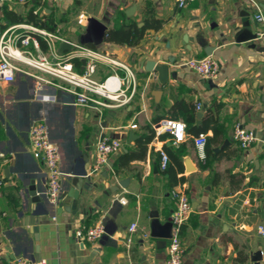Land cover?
Instances as JSON below:
<instances>
[{
	"label": "crops",
	"instance_id": "obj_1",
	"mask_svg": "<svg viewBox=\"0 0 264 264\" xmlns=\"http://www.w3.org/2000/svg\"><path fill=\"white\" fill-rule=\"evenodd\" d=\"M192 2L180 7L179 0H7L0 6V35L11 25L32 23L27 20L33 10L39 14L38 22L51 16L53 31L77 43L86 27L78 24L82 12L105 23L108 31L134 23L143 26L149 17L147 7L162 21L137 45L110 41L108 31L100 46L87 44L134 70L138 94L124 107L65 104L60 89L51 91L57 99L43 100L37 97L35 79L23 73L12 83L0 81V176L6 181L0 187V264H15L17 256L45 259L47 264H166L171 237L152 235L151 211L156 208L164 225L176 209L174 188H183L192 206L181 230L182 264H257L252 256L264 251V232L258 229H264V52L251 45L253 40L237 37L249 21L252 31L263 37L256 42L258 47L264 46V24L256 20L258 13L264 14V0H199L198 7ZM121 12L124 16L119 17ZM200 39L215 47L212 56L220 71L214 80H204L181 65L207 55ZM150 60L170 66L167 82L146 71ZM97 68V81L115 72L124 74L105 61ZM197 102H202L200 110ZM209 110L225 131L215 141L210 138L212 130L203 133L208 143L202 158L194 138ZM40 118L46 119L61 151L65 177L58 204L44 194L45 166L30 153L31 124ZM167 118L187 125L186 140L180 145L161 125ZM238 124L256 137L248 149L233 138ZM151 129L152 141L143 151L138 141ZM103 135L118 138L123 149L101 172L91 174ZM162 152L170 158L165 170ZM128 153L140 156L125 163ZM81 159L91 180L81 183L73 208L75 197L67 200L77 191L74 170ZM27 180L36 185L41 200L32 202L27 196ZM100 221L111 230L101 240L77 239L78 227ZM135 222L137 230L130 232ZM241 254L245 259L238 262Z\"/></svg>",
	"mask_w": 264,
	"mask_h": 264
},
{
	"label": "built area",
	"instance_id": "obj_2",
	"mask_svg": "<svg viewBox=\"0 0 264 264\" xmlns=\"http://www.w3.org/2000/svg\"><path fill=\"white\" fill-rule=\"evenodd\" d=\"M7 0H0L2 6ZM190 0H179V6L185 7ZM194 1V0H193ZM89 15L82 12L78 17V24L85 27ZM256 20L264 24V14L256 15ZM264 36V32L261 33ZM47 45V52L42 50L41 42ZM68 41L72 48L61 54L58 46ZM82 59H86L80 70ZM78 61V64H77ZM105 61L112 67L124 71L123 76L117 72L107 75L103 81L94 79L98 64ZM19 63L32 67L47 75L29 72L19 66ZM80 64V65H79ZM181 65L198 73L204 80H214L220 71V64L212 55L190 58ZM23 73L35 79L37 97L43 100L57 99L59 96L52 89H60L66 95L73 97L76 105L90 106L94 104L100 108L106 106L124 107L134 100L138 94V82L132 67L124 62L114 59L107 53H102L89 45H81L65 38L59 32L46 29L34 23L15 24L8 27L0 35V81L12 83L17 74ZM65 97L60 100L65 103ZM197 110L202 108V102H197ZM164 131L170 133L171 140L175 145L184 142L187 136V125L182 120L167 118L161 122ZM29 132L30 153L39 161H42L46 169L47 188L44 194L51 203L58 204L62 201L65 172L62 168V157L60 147L50 135V127L46 119H35L31 124ZM131 128H138V124H132ZM242 149H248L254 140L253 132L245 129L241 124L235 128L233 135ZM195 139L198 156L206 158L208 139L205 134H199ZM123 149L122 141L109 135H103L98 139L91 174L101 172L110 162V157L120 153ZM161 168L165 170L170 158L165 152L161 154ZM5 178L0 176V187L5 184ZM171 195L176 204L172 221V236L168 245L169 255L166 264H182L184 250L181 243L182 226L190 219L192 206L189 196L183 188H174ZM121 202L126 204L127 199ZM137 223H132L130 232L137 230ZM264 232L262 227L258 228ZM106 226L100 221L90 226H80L75 230L78 240L97 242L106 234ZM146 233L145 236H148ZM264 263V251H262ZM15 264H47L45 259H32L26 256H17ZM203 264V263H202Z\"/></svg>",
	"mask_w": 264,
	"mask_h": 264
},
{
	"label": "water",
	"instance_id": "obj_3",
	"mask_svg": "<svg viewBox=\"0 0 264 264\" xmlns=\"http://www.w3.org/2000/svg\"><path fill=\"white\" fill-rule=\"evenodd\" d=\"M195 5L194 7H198L199 6V0H195L192 2V5ZM1 10V7H0ZM129 13V12H128ZM40 21V20H39ZM258 25V23L256 22V26ZM243 27L244 30L242 32H240V34L237 37L238 41H251L253 40V43L251 44L253 47H257L258 49H260V51L264 52V46H260L258 47L257 45V41L259 39H263V37H260L259 32H254L252 31V27L249 21H245L243 23ZM107 26L105 23H102L99 19L95 18V17H89L88 18V23L85 27V32L83 34L80 35L79 38V43L81 45H85V44H93L94 46H100L101 44H103V42L106 39L107 36ZM199 45L201 47L204 48L205 53L207 55H212L215 47L209 46L208 43L204 40V39H200L199 40ZM72 46L71 44L66 41V42H62L59 44L58 46V50L61 54L65 53L67 50H71ZM169 60V59H168ZM86 59H82V63L83 65L85 64ZM169 62L172 64L174 62V60H169ZM82 71L84 70L83 67ZM146 71L149 73H156V77H158L159 81L162 82H167L168 78H169V71H170V66H168V64L166 63H159L157 64V61L154 60H150L147 63V68ZM19 98L23 99V98H28V96H24V95H19ZM65 101H69V102H73V97L68 96L64 98ZM198 116L201 117L202 116V112L199 111L198 112ZM229 142V141H227ZM74 181H75V187L77 188V191H73L71 193H69L68 195V200L71 199L72 197H75L76 201L73 202L72 206L73 208L76 207V202L78 197V193L79 190L81 188V183L84 181V179H87V182H89L91 179V174L88 175V171L86 168V162L85 160L81 159L79 162V165L75 168L74 170ZM77 182H76V180ZM122 186H126V182L121 181L120 183ZM40 192L37 189L36 185L34 183L31 184L30 180H27V196L32 199V202H36L41 200L40 198ZM151 217L153 218V222L151 225V232L152 235L154 237H159L162 239H166V238H170L172 236V221H173V216L168 218V220L163 224H161L160 222V214L158 213V211L156 210L155 207H152V211H151ZM107 229V233H109L111 230L110 228H106ZM34 260L36 259V257L33 258ZM262 259V250H258L253 256H252V260L257 262V264H260V261Z\"/></svg>",
	"mask_w": 264,
	"mask_h": 264
},
{
	"label": "trees",
	"instance_id": "obj_4",
	"mask_svg": "<svg viewBox=\"0 0 264 264\" xmlns=\"http://www.w3.org/2000/svg\"><path fill=\"white\" fill-rule=\"evenodd\" d=\"M147 11V15L149 17L145 18V23L143 26L138 27V25L136 23L131 25V28L126 29L125 26H121L117 29H112L110 31H108V40L110 41H115V42H120V43H127L129 45H137L140 40L144 37V35L146 34L147 30L149 28H156L158 29V27L161 26L162 21L161 20H157L155 17L152 16V13L154 11H152L151 8L147 7L146 8ZM29 19L27 20V22H32L34 24H37L41 27L44 28H49L51 30L54 29V19L51 16H48L49 18L47 20H44L43 22H38V18H39V14H37L36 12H34L33 10L30 11L29 13ZM124 16V13L121 12L119 14V17ZM41 47L42 49H46L47 45L45 42H41ZM221 107V105L218 106L217 110H219ZM214 111L213 110H209L208 114L206 116V119L204 120V123L202 124V126H198V128L196 129L195 134L198 136L199 134L202 133H207L209 130L213 131V136L210 137L212 141L217 140V138L220 135L224 134L225 131V127L224 125H222L219 120L216 118H214L213 116ZM191 123L194 122L195 120V113L192 112L190 115V118H188ZM150 134L147 135H143V137H141L138 141V146L142 148L143 151L146 150L147 148V144L149 142H151L152 138H153V134L154 131L153 129H151ZM140 156V155H139ZM137 153H128L125 154V158L127 159L125 163L130 162L134 157H139ZM124 165V164H123ZM122 166V165H121ZM118 171V169H117ZM244 256L241 254L238 258V262H242L244 261Z\"/></svg>",
	"mask_w": 264,
	"mask_h": 264
},
{
	"label": "rangeland",
	"instance_id": "obj_5",
	"mask_svg": "<svg viewBox=\"0 0 264 264\" xmlns=\"http://www.w3.org/2000/svg\"><path fill=\"white\" fill-rule=\"evenodd\" d=\"M76 27H77V29H80V26L76 25ZM19 66L22 67L24 70H28L29 72L31 71L33 73H37V74H41L43 76H47V75L41 73L40 71H38V70H36V69H34L32 67H28V66H26L24 64L19 63Z\"/></svg>",
	"mask_w": 264,
	"mask_h": 264
}]
</instances>
